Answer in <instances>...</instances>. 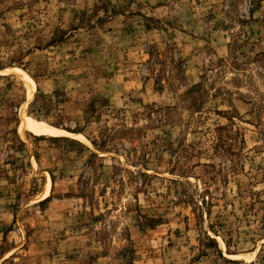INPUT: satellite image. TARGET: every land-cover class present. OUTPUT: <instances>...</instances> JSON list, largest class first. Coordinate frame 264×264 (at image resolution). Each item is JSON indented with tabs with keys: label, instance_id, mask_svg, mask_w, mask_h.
Masks as SVG:
<instances>
[{
	"label": "rangeland",
	"instance_id": "obj_1",
	"mask_svg": "<svg viewBox=\"0 0 264 264\" xmlns=\"http://www.w3.org/2000/svg\"><path fill=\"white\" fill-rule=\"evenodd\" d=\"M0 264H264V0H0Z\"/></svg>",
	"mask_w": 264,
	"mask_h": 264
},
{
	"label": "bare ground",
	"instance_id": "obj_2",
	"mask_svg": "<svg viewBox=\"0 0 264 264\" xmlns=\"http://www.w3.org/2000/svg\"><path fill=\"white\" fill-rule=\"evenodd\" d=\"M11 71L17 73V74H21L23 76V79L26 83V86L28 87V98L31 99L34 95V91H35V82L34 80L28 75L26 74L25 72H22L20 69L18 68H10ZM22 126H26V127H30V128H33L34 126L29 122V120L27 119V117L25 116L24 112H22ZM34 129V128H33ZM40 131H51L53 134H56L55 131L53 130H46V129H38ZM49 177L47 176V183H48V186H47V191H46V195L44 196V198L48 197L49 195Z\"/></svg>",
	"mask_w": 264,
	"mask_h": 264
}]
</instances>
